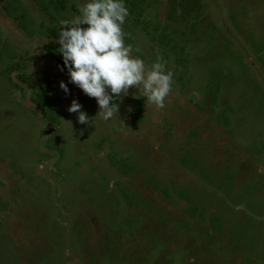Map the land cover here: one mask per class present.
<instances>
[{
    "label": "rangeland",
    "instance_id": "obj_1",
    "mask_svg": "<svg viewBox=\"0 0 264 264\" xmlns=\"http://www.w3.org/2000/svg\"><path fill=\"white\" fill-rule=\"evenodd\" d=\"M73 1L0 0V264H264V0H125L124 44L172 85L109 120L45 50Z\"/></svg>",
    "mask_w": 264,
    "mask_h": 264
},
{
    "label": "clouds",
    "instance_id": "obj_2",
    "mask_svg": "<svg viewBox=\"0 0 264 264\" xmlns=\"http://www.w3.org/2000/svg\"><path fill=\"white\" fill-rule=\"evenodd\" d=\"M77 7L78 14L60 21L57 49L63 61L61 70H67L68 81L95 98L96 116L109 120L118 112V104L110 101L118 99L121 93L127 95L130 86L137 89L132 93L134 97L139 93L146 98L145 106L162 108L173 73L165 70L159 54L146 66L141 58L131 54L132 46L124 44L122 25L128 16L125 0H83ZM59 87L68 94L64 81L59 82ZM81 107L73 98L67 111L76 112L77 121L86 124L89 118Z\"/></svg>",
    "mask_w": 264,
    "mask_h": 264
},
{
    "label": "trees",
    "instance_id": "obj_3",
    "mask_svg": "<svg viewBox=\"0 0 264 264\" xmlns=\"http://www.w3.org/2000/svg\"><path fill=\"white\" fill-rule=\"evenodd\" d=\"M34 1H36V0H34ZM39 1H40V3H39L40 6L45 11L47 10L49 12L48 5L51 4V5L55 6V8L59 12V14H61L64 10H67L69 7L70 8L76 7L75 6L76 3L73 0H49V2H48L49 4L44 2V0H39ZM4 7H5V9H7L6 6H4ZM7 10H8L7 13L9 15V9H7ZM10 17L18 20V23H20V26L25 30V32H28V34H30V35L34 34L35 31L33 30V28H31L29 22L25 21L27 18L25 13H21V14L15 13ZM44 34L47 38H49V40H54V39H56V37L58 35V30L54 29V28L49 29V30L45 31ZM57 48H58V45L55 43L47 42L45 44V50L48 53V55L54 56V57L58 58V60L60 59V61L63 64L61 54L58 52ZM23 80H24L23 82L29 86V90H31V92H30L31 93V101L34 104H40V106L44 107L45 102H43L42 95H40V84H39L38 78L31 77L28 74V76L26 75L25 77H23ZM16 87H18V86H16ZM49 117H52L51 114L49 115Z\"/></svg>",
    "mask_w": 264,
    "mask_h": 264
}]
</instances>
